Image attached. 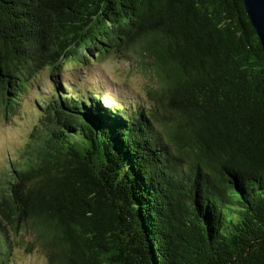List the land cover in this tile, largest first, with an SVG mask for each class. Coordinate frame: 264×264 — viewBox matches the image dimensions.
I'll use <instances>...</instances> for the list:
<instances>
[{
    "label": "trees",
    "instance_id": "trees-1",
    "mask_svg": "<svg viewBox=\"0 0 264 264\" xmlns=\"http://www.w3.org/2000/svg\"><path fill=\"white\" fill-rule=\"evenodd\" d=\"M106 58L135 61L143 91L109 94ZM44 73L0 264L15 238L47 264H264V54L243 0H0L4 114Z\"/></svg>",
    "mask_w": 264,
    "mask_h": 264
},
{
    "label": "rangeland",
    "instance_id": "rangeland-1",
    "mask_svg": "<svg viewBox=\"0 0 264 264\" xmlns=\"http://www.w3.org/2000/svg\"><path fill=\"white\" fill-rule=\"evenodd\" d=\"M92 68L94 69L93 72L98 74V78L102 75L106 77L107 86L112 85L108 93L115 97H119L118 91L122 90L123 87L126 88V91L129 87L133 92H142L145 82L148 83V75L139 71L135 61L125 62L106 58L94 64ZM73 70L67 69L64 72L65 83H69L70 80L74 82L73 75L75 72ZM84 72L85 70H83ZM80 75H85L88 78L87 74ZM49 79L44 73L32 86L27 87L24 93L22 92L17 96L14 114H4V108L0 102V191H3L7 186V181L11 176V165L19 166L25 162L24 150L28 141V134L38 116L36 99L42 95L43 98L47 97L44 92L48 89L45 87V83L47 80L49 82ZM113 86L120 89L116 90ZM18 240L15 238L13 245L15 264H47L39 248L35 247L27 253L23 246L17 244Z\"/></svg>",
    "mask_w": 264,
    "mask_h": 264
},
{
    "label": "water",
    "instance_id": "water-1",
    "mask_svg": "<svg viewBox=\"0 0 264 264\" xmlns=\"http://www.w3.org/2000/svg\"><path fill=\"white\" fill-rule=\"evenodd\" d=\"M243 4L264 54V0H243ZM90 166L94 170L92 164Z\"/></svg>",
    "mask_w": 264,
    "mask_h": 264
}]
</instances>
